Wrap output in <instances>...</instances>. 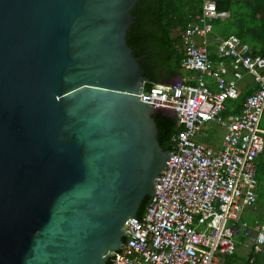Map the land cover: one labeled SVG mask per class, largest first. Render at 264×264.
Masks as SVG:
<instances>
[{
  "label": "water",
  "instance_id": "obj_1",
  "mask_svg": "<svg viewBox=\"0 0 264 264\" xmlns=\"http://www.w3.org/2000/svg\"><path fill=\"white\" fill-rule=\"evenodd\" d=\"M137 1L0 0V264H107L153 194Z\"/></svg>",
  "mask_w": 264,
  "mask_h": 264
},
{
  "label": "built area",
  "instance_id": "obj_2",
  "mask_svg": "<svg viewBox=\"0 0 264 264\" xmlns=\"http://www.w3.org/2000/svg\"><path fill=\"white\" fill-rule=\"evenodd\" d=\"M215 3L201 10L181 31L187 73L174 84H154L140 101L170 110L176 127L164 167L153 184L143 214L128 217L120 248L107 264H222L244 238L254 254L264 251V224L245 220L257 202L256 159L264 145V56L251 55L239 37L218 38L209 53ZM244 80V83H239ZM250 89L242 108L228 100ZM208 124L224 129L220 145L202 139ZM252 261V258L249 262Z\"/></svg>",
  "mask_w": 264,
  "mask_h": 264
},
{
  "label": "trees",
  "instance_id": "obj_3",
  "mask_svg": "<svg viewBox=\"0 0 264 264\" xmlns=\"http://www.w3.org/2000/svg\"><path fill=\"white\" fill-rule=\"evenodd\" d=\"M205 0H138L130 14L133 20L127 29L126 43L131 48L132 54L141 57L139 66L148 82L143 84L145 89L154 84H160L161 77L172 78L181 72L180 63L185 55L181 39V31L188 21L198 14ZM215 3L217 13H227V18L216 17L211 20L214 35L209 38V53L215 58L217 39L227 38L230 35L239 37L250 47L251 55L264 56V0H211ZM250 89H243L241 94L233 100H228L227 110L234 107L238 113ZM157 127V140L163 150L171 149V137L174 133L176 122L174 117L166 111L154 115ZM260 127L264 129V110L260 119ZM207 144H213L211 136L203 139ZM259 196L254 205L256 207L261 196L264 195V145L256 159ZM149 197L142 200L137 217L143 214ZM245 219V218H244ZM259 222L264 220L256 216ZM253 219V220H254ZM246 220V219H245ZM252 221V220H251ZM124 241V239H123ZM244 238L237 243L236 250L223 257L222 264H264V251L254 254L247 247L244 254L238 252ZM252 258V261L249 260Z\"/></svg>",
  "mask_w": 264,
  "mask_h": 264
},
{
  "label": "rangeland",
  "instance_id": "obj_4",
  "mask_svg": "<svg viewBox=\"0 0 264 264\" xmlns=\"http://www.w3.org/2000/svg\"><path fill=\"white\" fill-rule=\"evenodd\" d=\"M227 13H221L220 17L222 19L227 18ZM187 71H184L181 69V74H186ZM244 80H240L239 83H244ZM210 130V132L213 133L214 135V140H213V146H218L220 145V141L224 132V129L219 127L218 125H213V124H208L206 125ZM211 136V135H209ZM259 217L260 219L264 220V195L261 196L259 202L257 203L255 208H252L250 211L246 212L245 219L247 221H251L254 218ZM240 254H244L247 251V247H245L243 244L240 245V247L237 249Z\"/></svg>",
  "mask_w": 264,
  "mask_h": 264
},
{
  "label": "crops",
  "instance_id": "obj_5",
  "mask_svg": "<svg viewBox=\"0 0 264 264\" xmlns=\"http://www.w3.org/2000/svg\"><path fill=\"white\" fill-rule=\"evenodd\" d=\"M184 75L185 74H181V72H180L178 75H175L174 77L169 78V79H166L163 76H160L161 77L160 84L166 85V84H174V83H177L181 79V77H183ZM164 111H166L169 114H171L170 110H168V109H165Z\"/></svg>",
  "mask_w": 264,
  "mask_h": 264
}]
</instances>
